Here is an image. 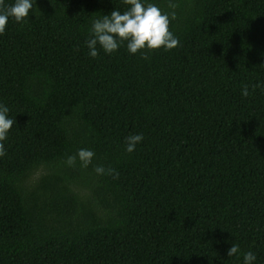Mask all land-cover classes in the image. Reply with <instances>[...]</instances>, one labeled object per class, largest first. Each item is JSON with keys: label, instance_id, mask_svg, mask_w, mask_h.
Returning a JSON list of instances; mask_svg holds the SVG:
<instances>
[{"label": "trees", "instance_id": "16d2710c", "mask_svg": "<svg viewBox=\"0 0 264 264\" xmlns=\"http://www.w3.org/2000/svg\"><path fill=\"white\" fill-rule=\"evenodd\" d=\"M172 2L179 45L146 59L124 44L87 55L92 20L124 0H35L9 18L0 264H241L246 251L264 264V91L251 87L264 82V0ZM81 148L91 163L67 166Z\"/></svg>", "mask_w": 264, "mask_h": 264}, {"label": "clouds", "instance_id": "9594fccd", "mask_svg": "<svg viewBox=\"0 0 264 264\" xmlns=\"http://www.w3.org/2000/svg\"><path fill=\"white\" fill-rule=\"evenodd\" d=\"M128 5L123 12L113 8L110 14L103 15L91 22L89 37L85 41L88 50L87 55L95 59L98 55V48L105 54H112L118 50L121 44L126 46L130 55L141 52L142 58H147L141 50L163 49L165 51L173 49L179 45L178 38L169 30L170 20L175 19L176 4L169 0L170 12H162L160 8L148 2V0H124ZM35 0H0V35L5 31V27L12 18L15 22L27 20L29 9H33ZM253 89L259 88L264 91V82H257L251 86ZM241 96H249V85L241 88ZM9 108L0 102V158L6 155L5 144L8 132L14 123L13 117L8 115ZM143 140V134L137 133L125 138V152L131 153L136 145ZM94 153L91 149H78L75 155L69 154L65 158L67 166H73L77 161L81 167H87L91 163ZM94 171L98 174H105L106 170L102 166H96ZM115 178L113 169H107ZM240 255L239 245L235 242L226 250L227 257ZM256 254L246 251L242 254L241 264H256Z\"/></svg>", "mask_w": 264, "mask_h": 264}]
</instances>
